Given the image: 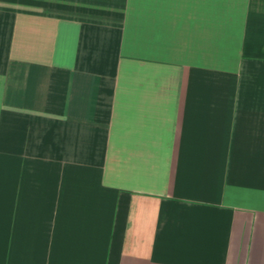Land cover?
Here are the masks:
<instances>
[{
    "label": "crops",
    "instance_id": "crops-1",
    "mask_svg": "<svg viewBox=\"0 0 264 264\" xmlns=\"http://www.w3.org/2000/svg\"><path fill=\"white\" fill-rule=\"evenodd\" d=\"M0 264H264V0H0Z\"/></svg>",
    "mask_w": 264,
    "mask_h": 264
}]
</instances>
